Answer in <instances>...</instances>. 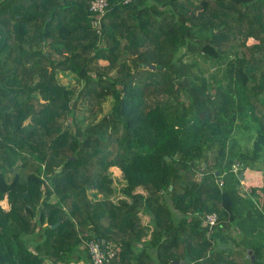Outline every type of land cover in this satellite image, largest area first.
<instances>
[{
    "label": "trees",
    "instance_id": "trees-1",
    "mask_svg": "<svg viewBox=\"0 0 264 264\" xmlns=\"http://www.w3.org/2000/svg\"><path fill=\"white\" fill-rule=\"evenodd\" d=\"M92 1H0V264H264V0Z\"/></svg>",
    "mask_w": 264,
    "mask_h": 264
},
{
    "label": "built area",
    "instance_id": "built-area-1",
    "mask_svg": "<svg viewBox=\"0 0 264 264\" xmlns=\"http://www.w3.org/2000/svg\"><path fill=\"white\" fill-rule=\"evenodd\" d=\"M108 6V0H93L92 9L98 12L97 18L94 20V25L99 29L101 26L102 16ZM240 163L237 162L233 168L235 173L240 170ZM217 183L220 187L225 185L224 175L218 177ZM219 223V215L216 212L208 213L204 217V225L212 231ZM89 254L93 264H108L112 258L116 256L117 250L111 243H106L100 238L93 237L86 241Z\"/></svg>",
    "mask_w": 264,
    "mask_h": 264
},
{
    "label": "rangeland",
    "instance_id": "rangeland-1",
    "mask_svg": "<svg viewBox=\"0 0 264 264\" xmlns=\"http://www.w3.org/2000/svg\"><path fill=\"white\" fill-rule=\"evenodd\" d=\"M198 62H199V66H203L204 75L206 77L211 76V74H214L219 69L217 64L213 65L210 62L204 61V59L199 58ZM58 79L60 80L61 83H64L66 85L76 84V82L74 80H70V77H67V75L64 72L58 73ZM103 108H104V111L101 112L99 114V116H103V114L111 112V109H112V98L111 97H108L103 102ZM81 109H84V108H83V105H81L79 103L78 113H82ZM80 119L81 118L79 117V121H80ZM89 121L90 120L87 119L86 123L81 125L82 128H85ZM235 162H237V161H235ZM247 170H253L254 172L258 171L257 169H253V168H248ZM109 174H110L111 178L113 179V186H114V193L112 194V196L115 200H118L119 198H122L124 196L121 192V188H122L123 184L125 183L124 178H123V173L119 167H116V168L109 169ZM244 175H245V173H244ZM262 183H263V180H262ZM243 184H244V182H243ZM240 190L242 192V187ZM92 192L93 191H89V195H92ZM5 205H6V203H5ZM139 247H140V245H139Z\"/></svg>",
    "mask_w": 264,
    "mask_h": 264
},
{
    "label": "water",
    "instance_id": "water-1",
    "mask_svg": "<svg viewBox=\"0 0 264 264\" xmlns=\"http://www.w3.org/2000/svg\"><path fill=\"white\" fill-rule=\"evenodd\" d=\"M153 67H155L154 65H152ZM219 174V172H217V175ZM239 178H241V180L244 178V171H241L239 174ZM249 253H251V251H249ZM255 255L252 256V259L255 260ZM186 260H182V261H174L171 264H180V263H185Z\"/></svg>",
    "mask_w": 264,
    "mask_h": 264
},
{
    "label": "crops",
    "instance_id": "crops-1",
    "mask_svg": "<svg viewBox=\"0 0 264 264\" xmlns=\"http://www.w3.org/2000/svg\"><path fill=\"white\" fill-rule=\"evenodd\" d=\"M144 219H146L147 221L149 220L148 216H144ZM70 264H87L85 261H80V262H74V263H70Z\"/></svg>",
    "mask_w": 264,
    "mask_h": 264
},
{
    "label": "bare ground",
    "instance_id": "bare-ground-1",
    "mask_svg": "<svg viewBox=\"0 0 264 264\" xmlns=\"http://www.w3.org/2000/svg\"><path fill=\"white\" fill-rule=\"evenodd\" d=\"M244 179V178H243Z\"/></svg>",
    "mask_w": 264,
    "mask_h": 264
},
{
    "label": "flooded vegetation",
    "instance_id": "flooded-vegetation-1",
    "mask_svg": "<svg viewBox=\"0 0 264 264\" xmlns=\"http://www.w3.org/2000/svg\"><path fill=\"white\" fill-rule=\"evenodd\" d=\"M1 1V0H0Z\"/></svg>",
    "mask_w": 264,
    "mask_h": 264
}]
</instances>
